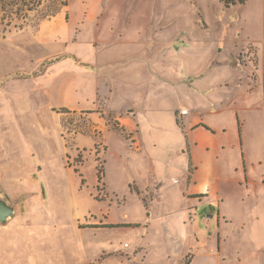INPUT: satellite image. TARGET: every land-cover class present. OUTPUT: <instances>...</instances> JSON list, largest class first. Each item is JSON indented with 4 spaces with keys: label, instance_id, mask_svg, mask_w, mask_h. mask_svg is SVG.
<instances>
[{
    "label": "rangeland",
    "instance_id": "obj_1",
    "mask_svg": "<svg viewBox=\"0 0 264 264\" xmlns=\"http://www.w3.org/2000/svg\"><path fill=\"white\" fill-rule=\"evenodd\" d=\"M51 7L52 0L25 20L13 19L6 35L14 53L0 49V79L4 75L5 82L7 75L10 88L0 92V199L14 208L0 228L24 235L20 245L0 250L1 264H187V255L195 256L193 264H215L216 213L206 218L199 210L194 222L174 221L172 231L184 242L172 245L160 218L147 217L133 187V180L143 184L144 175L135 169L140 157L130 148L129 133L97 126L112 122L101 108H131L140 129L158 136L159 165L176 163L166 154L170 107H178L181 123L212 100L221 111L210 116L229 128L233 140L229 100L240 84L251 88L257 57L260 71L263 67L264 0L228 7L221 0H70L55 16L43 18ZM71 84L79 102L98 110L71 105ZM238 116L246 132L261 129L264 136V106ZM260 148L258 157H264V137ZM237 161L234 153L231 163ZM108 217L150 224L91 222ZM233 220L225 229L222 264L250 257L242 230L231 231L240 218ZM190 224L202 229L198 243Z\"/></svg>",
    "mask_w": 264,
    "mask_h": 264
},
{
    "label": "crops",
    "instance_id": "obj_2",
    "mask_svg": "<svg viewBox=\"0 0 264 264\" xmlns=\"http://www.w3.org/2000/svg\"><path fill=\"white\" fill-rule=\"evenodd\" d=\"M0 49L2 53L5 50L7 56L8 52L14 53V43L6 33L0 35ZM258 65L257 57V67L252 75L251 88L249 84H240L237 96L229 100L232 105L230 110L235 116L234 139L231 141L232 134L228 135L229 128L210 116L221 111V108L217 106L218 101L210 100L208 108H198L193 110V113L184 115L181 123L175 113L178 107L176 105L170 107L168 114L170 131L164 133L169 137L166 154L176 158V163L169 162L166 165H159L158 159L163 150L159 151L157 148L158 136L147 129H140L141 124L135 110L129 113L132 111L131 108L126 112L101 108L103 114L110 117L112 122L97 126L102 132L119 131L113 127V123H117L125 129V132L129 133L132 144L130 148L140 157L135 169H139L144 175L143 184H137L133 180V187L143 200L147 217L153 215V217L160 218L161 228L168 235L172 245H183L184 242L172 231L174 221L177 222L183 217L189 222H194L195 211L199 210H204L206 218L209 217L210 211L216 213L213 233L216 235L214 244L217 247L218 256L216 255L215 264H222V260H224V258L221 259V253L225 239L228 237L225 236V229L229 223L234 221L233 219L238 221L239 218V226L237 223L232 225L231 231L237 235L240 228L241 235L244 234L242 239L246 245L251 246V250L248 251V256H250L248 259L240 258L236 264H264V162L261 160L264 157H258L259 154H263L261 151L263 149L260 148L264 137L263 130L257 129L255 134L246 132L244 123L238 116L240 110L244 112L257 110L264 106V61L261 71ZM84 67L89 68L90 66ZM6 72L9 74L8 67ZM9 75L12 76L13 72L11 71ZM1 78L0 92H6L10 89L7 86L9 79L7 75L5 82H3L4 75ZM93 86L96 88L93 90L91 98L95 100L98 98V91H96L98 88L97 84ZM260 86H263L262 91L257 89ZM73 89L76 88H73V84H71L70 99L74 100H71V105L80 111L98 110L97 107L87 108L84 105L85 102H79L78 98L74 96ZM186 90L189 89L186 88ZM88 98L86 97V100ZM256 125L259 126V123ZM238 127H240V136ZM119 132L121 133V131ZM240 152L243 153V158L240 157ZM234 153L237 155L238 161L231 163ZM91 222H95V225L101 227L122 228L131 226L147 228L150 224L146 220L125 224L111 221L109 217L98 223L96 220H91ZM185 225L183 223V226ZM190 226L194 231L195 242L198 243L200 241L198 236L202 229H199L196 224H190ZM0 229V250L7 248V245H20L18 242L23 239L24 235L2 232V228ZM244 230L245 232H243ZM194 259L193 255L188 264H193Z\"/></svg>",
    "mask_w": 264,
    "mask_h": 264
},
{
    "label": "trees",
    "instance_id": "obj_3",
    "mask_svg": "<svg viewBox=\"0 0 264 264\" xmlns=\"http://www.w3.org/2000/svg\"><path fill=\"white\" fill-rule=\"evenodd\" d=\"M70 0H52V6L50 10H47L48 13L43 15V18L55 16L63 7H67ZM224 2L225 6L230 4L245 3L246 0H221ZM51 0H0V24L3 26L2 32L0 34L5 35L6 32H9L8 29L13 24V19H22L25 20L29 17L30 14L38 11L42 6H46L47 3ZM21 16V17H20ZM16 28H21L22 25H13ZM67 109L61 108V112L66 111ZM115 128L118 127L115 123ZM122 133L126 134L125 129L122 127L117 128ZM238 133L240 136V127H238ZM127 135V134H126ZM96 166L97 180L101 181L103 176V168L100 165ZM130 226V225H128ZM186 263L188 264L191 260L190 256H186Z\"/></svg>",
    "mask_w": 264,
    "mask_h": 264
},
{
    "label": "water",
    "instance_id": "obj_4",
    "mask_svg": "<svg viewBox=\"0 0 264 264\" xmlns=\"http://www.w3.org/2000/svg\"><path fill=\"white\" fill-rule=\"evenodd\" d=\"M13 214V207L0 199V223L5 222Z\"/></svg>",
    "mask_w": 264,
    "mask_h": 264
}]
</instances>
